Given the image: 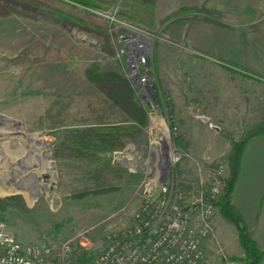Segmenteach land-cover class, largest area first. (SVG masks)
I'll return each instance as SVG.
<instances>
[{
  "label": "rangeland",
  "instance_id": "obj_1",
  "mask_svg": "<svg viewBox=\"0 0 264 264\" xmlns=\"http://www.w3.org/2000/svg\"><path fill=\"white\" fill-rule=\"evenodd\" d=\"M21 1L26 0H0V197L19 195L0 213L9 232L23 241L69 239L78 249L74 260L86 250L78 248L84 236L90 246L86 251L94 254L100 249L94 242L132 224L144 175L133 165L143 159L152 163L156 140L179 148L173 173L183 188L208 185L219 160L227 164V176L233 141L264 119V3L156 0L152 23L138 24L119 15L122 0H97L103 7L97 11L107 20L109 37L104 38L41 15ZM28 1L75 15L83 10L70 7V0ZM192 5L214 12L183 10V20H176L179 7ZM204 15H217L219 23ZM123 31L137 32L149 43L152 91L142 98L135 89L148 121L122 153L110 154L113 164L126 170L121 186L82 197L97 183L84 173L85 164L64 154L57 157L55 150L74 127L134 121L115 102L114 75H103H126V63L117 54ZM229 61L262 78L242 75L239 64H224ZM216 208L214 232L204 241L208 259L246 264L235 224Z\"/></svg>",
  "mask_w": 264,
  "mask_h": 264
},
{
  "label": "built area",
  "instance_id": "obj_2",
  "mask_svg": "<svg viewBox=\"0 0 264 264\" xmlns=\"http://www.w3.org/2000/svg\"><path fill=\"white\" fill-rule=\"evenodd\" d=\"M118 37L117 54L126 63V76L138 96L146 98L152 91L148 40L137 32L123 31ZM151 151V164L143 159L133 165L144 175L138 183L142 200L132 224L94 242L100 249L90 257L74 260L78 249L69 239L23 241L0 218V264H211L204 241L214 232L213 215L225 188L227 164L219 160L214 165L208 185L186 189L173 173L181 157L179 148L161 139L153 142ZM81 238L79 250H88V239Z\"/></svg>",
  "mask_w": 264,
  "mask_h": 264
},
{
  "label": "trees",
  "instance_id": "obj_3",
  "mask_svg": "<svg viewBox=\"0 0 264 264\" xmlns=\"http://www.w3.org/2000/svg\"><path fill=\"white\" fill-rule=\"evenodd\" d=\"M73 4L70 7L79 5L83 8L81 13L75 15L62 8L46 7L38 1H21L25 7L37 11L41 15H46L62 22L70 27L83 26V30L98 34L99 36H107L104 26L107 23L105 16L100 14L97 9L103 8L97 0H70ZM156 0H122L119 5V15L127 19L136 21L138 24H151L153 19L154 7ZM197 9L200 12H214L205 6H181L175 11L176 20L184 18L179 16L183 10ZM216 14V12H215ZM173 15V14H171ZM213 15H204L201 18L209 22L219 23V20ZM87 25V27H84ZM149 64L151 59L148 60ZM226 66L233 68L231 64H239L235 62H224ZM242 75L246 77L260 78V74L253 71L252 68L240 65L238 68ZM152 70L150 71V73ZM103 74V73H102ZM112 74L115 78V93L113 94L115 102L121 106L134 121L129 123L109 122L94 123L81 127L69 129L65 136L58 142L55 150V156L60 157L63 154L71 159H76L81 164H85L86 176L92 178L97 184L95 188L88 187L86 191L81 192L84 197L87 194H101L107 191L115 190L120 187V182L124 181L127 176L126 170L113 164L110 154L114 151L121 150L126 145L127 140L139 138L148 121V114L143 105L139 102L135 87L131 85L130 79L118 72L104 73ZM131 82V83H130ZM125 84V85H124ZM158 99H160L158 97ZM170 105V104H168ZM261 132H264V119L257 121L248 131L239 139L233 141L231 149L228 153V173L224 177L225 188L217 201V206L221 214L236 226L238 240L244 250V259L246 264H261L264 258V249L253 237L249 227L245 223L240 211L232 200L233 188L238 176L241 155L247 140ZM84 162V163H83ZM87 166H90L87 167ZM80 167V166H78ZM136 176V175H134ZM129 177V176H128ZM91 179V180H92ZM19 195L12 194L6 198L0 197V213L14 202L9 201ZM23 203V201H22ZM20 208H23L21 203ZM89 254L88 251L82 250L78 253L77 259L84 260Z\"/></svg>",
  "mask_w": 264,
  "mask_h": 264
},
{
  "label": "crops",
  "instance_id": "obj_4",
  "mask_svg": "<svg viewBox=\"0 0 264 264\" xmlns=\"http://www.w3.org/2000/svg\"><path fill=\"white\" fill-rule=\"evenodd\" d=\"M253 2L264 3V0ZM232 200L264 249V132L250 137L243 148Z\"/></svg>",
  "mask_w": 264,
  "mask_h": 264
},
{
  "label": "bare ground",
  "instance_id": "obj_5",
  "mask_svg": "<svg viewBox=\"0 0 264 264\" xmlns=\"http://www.w3.org/2000/svg\"><path fill=\"white\" fill-rule=\"evenodd\" d=\"M33 141H35V142H41V140H39V139H36V138H34L33 139ZM40 147V146H39ZM44 162V161H43ZM41 163V162H40ZM42 165H43V163H42ZM22 179V178H21ZM19 181V180H18ZM23 188V187H22ZM1 192V191H0Z\"/></svg>",
  "mask_w": 264,
  "mask_h": 264
},
{
  "label": "water",
  "instance_id": "obj_6",
  "mask_svg": "<svg viewBox=\"0 0 264 264\" xmlns=\"http://www.w3.org/2000/svg\"><path fill=\"white\" fill-rule=\"evenodd\" d=\"M0 118H1V114H0Z\"/></svg>",
  "mask_w": 264,
  "mask_h": 264
}]
</instances>
